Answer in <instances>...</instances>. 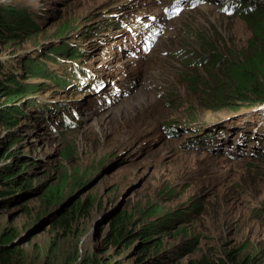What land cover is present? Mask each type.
<instances>
[{
  "label": "rangeland",
  "instance_id": "374dc122",
  "mask_svg": "<svg viewBox=\"0 0 264 264\" xmlns=\"http://www.w3.org/2000/svg\"><path fill=\"white\" fill-rule=\"evenodd\" d=\"M169 1L0 0V9L32 14L39 26L29 29L23 15L20 24L11 23V36L0 39L9 63L12 56L47 55L52 44L71 43L77 49L76 61L83 59L80 66L94 69L93 79L102 72L124 91L108 108L95 111V101L73 86L43 88L36 99L51 113L25 117L8 130L0 126V156L12 142L14 154L2 158L0 166H27L18 177L31 184L25 190L9 189L0 199V229L9 226L19 233L10 244L2 242L0 251L23 243V264H41L50 238L46 219L53 211L43 210L41 195L50 185L66 180L64 193H71L67 199L95 198L89 216L80 221L85 231L81 255L103 251L99 238L110 215L126 211L140 227L145 221H158L151 241L160 239L164 253H175L181 264L203 256L223 257L229 251L238 252L239 259L248 256L253 264H264V155H245L252 144L228 156L202 143L218 127L238 125L246 130L248 114L236 116L229 108L230 100L240 102L232 98L235 90L227 85L229 74L208 63L213 53L235 62L250 30L238 14L224 13L223 0H204L171 20L150 52L138 48L134 53L130 48L131 53H125L119 36L126 32L118 17L109 15L135 10L160 13ZM62 30L64 37L54 40ZM107 32L118 42L116 37L104 40ZM83 47L89 55L82 54ZM102 51L111 52V61L101 57ZM29 75L27 85L38 86L39 81ZM221 81L226 85L217 91ZM63 101L79 120L71 129L52 133L49 115ZM42 117L48 119L44 122ZM165 124L173 131L177 126L178 132L165 134ZM180 154L189 161L180 160ZM145 212L157 216L142 219ZM141 244L137 240L116 259L129 256Z\"/></svg>",
  "mask_w": 264,
  "mask_h": 264
},
{
  "label": "trees",
  "instance_id": "16d2710c",
  "mask_svg": "<svg viewBox=\"0 0 264 264\" xmlns=\"http://www.w3.org/2000/svg\"><path fill=\"white\" fill-rule=\"evenodd\" d=\"M240 1L243 5L241 10L243 12L240 14L241 11H239L236 15L238 14V18L246 24L251 33L246 47L239 52L240 55L238 54V60L236 59L235 62L232 59L231 61H225L221 56L213 53L208 63L211 68L225 70L229 74L227 85L235 90L232 98H234L233 100L240 99L238 103H233L230 100L229 108L231 113L249 111L252 108L264 105V0ZM22 15L24 17L23 20L29 22L27 25L29 29L33 26L39 28L37 22L22 12V10L9 9L7 7L1 8V40H8L13 33L10 28L11 23L16 21L20 24ZM7 19L11 21L7 22ZM105 29L107 30L108 28L105 27ZM63 35L64 30L59 31L54 35V40H60L64 37ZM108 36L109 34L105 37ZM54 46L55 44H52L51 49L57 48ZM212 49L214 51V48ZM75 52L73 50L67 56L76 59L78 57H76ZM3 56L4 49L0 45V126H5V130H8L25 117L35 118L38 114L47 112V110L42 111L36 99V95L45 86L43 80L54 83L57 88H64L66 84L62 85L59 83L58 78L50 77L47 74V68L44 67L39 58H32L31 56H20L18 58L16 55L12 56V61L9 63ZM201 62L203 60L195 63L199 65ZM26 74H30L29 76L33 75L39 81V85L29 87L26 83ZM225 85L226 83L221 81L217 91H221V88ZM64 109L65 106L62 107V110ZM13 122L15 124H12ZM261 130L264 131V127ZM260 139V136L255 138V140H259L263 144L264 139ZM12 146L13 142L5 145L0 160L14 155L11 153ZM255 155L261 156L262 154L258 151ZM26 167L22 166L19 169L11 164L0 166V190L7 191L4 194L0 192V199L10 193L9 189L21 187L22 190H25L31 186L22 177H18ZM66 173L64 172L65 177L67 176ZM15 178H17V181ZM64 183H66V180H60L59 183L50 185L41 195L45 202L43 210H53L51 216L46 219V221L50 220V238L45 254L41 257V264H181V259L176 258L174 256L175 253H164V245L160 239L156 241L157 243L154 240L151 241L154 233L156 234L158 221H145L140 227L139 224L133 222L135 216L128 214L126 211H117L110 215L106 223V231L99 238V244L103 251L98 249L96 254L84 252L81 255L79 245L81 237L85 233L81 222L89 216L95 204V198H86L84 201L79 198L74 200V197L67 199L71 193H64ZM155 216H157V213L145 212L142 219ZM1 232L0 245L2 242L4 245L10 244L19 236V233L12 230L9 226L3 227ZM139 239L142 244L137 250L130 253L129 256L116 259V257L120 256V252L130 251V248ZM67 242L72 243V246L67 245ZM23 247V243H14L7 248L5 247L0 251V262L2 264H23ZM105 253H108V257L100 256L102 254L105 255ZM224 255L223 257L222 255H216L211 258L203 256L184 264H253V257L244 256L242 257L243 259H239V253L236 251H229ZM35 264H38V262H35Z\"/></svg>",
  "mask_w": 264,
  "mask_h": 264
},
{
  "label": "bare ground",
  "instance_id": "6f19581e",
  "mask_svg": "<svg viewBox=\"0 0 264 264\" xmlns=\"http://www.w3.org/2000/svg\"><path fill=\"white\" fill-rule=\"evenodd\" d=\"M115 16H118L120 20H124V19L127 17V13L116 12V13H112V14L109 15V17H111V18H113V19H114ZM121 29H124V28H121ZM124 30H125V29H124ZM107 33L109 34V36H108L107 38L112 39V38L116 37L115 41L118 42V38H117L116 35L113 34V37H112V34H111V33H109V32H107ZM105 39H106V37H105ZM105 39H104V40H105ZM104 43L106 44V42H104ZM117 46H118V45H117ZM121 51H122V53H123V50H121ZM88 52H90V51L84 49V47H83V54H84V55H89ZM119 52H120V51H119ZM124 52L126 53V50H124ZM128 52H129V51H128ZM123 54H124V53H123ZM107 78H109V77H107ZM109 79H110V78H109ZM116 85H117V84H116ZM117 86H118V85H117ZM124 88H125V87H124ZM174 128L176 129V130H174V131H177V132H178V130H177V126H175ZM179 157H180V160H187V161H189V158H188V157H186V158L183 159L181 154L179 155ZM197 160H198V159H196L195 161H197Z\"/></svg>",
  "mask_w": 264,
  "mask_h": 264
},
{
  "label": "clouds",
  "instance_id": "9594fccd",
  "mask_svg": "<svg viewBox=\"0 0 264 264\" xmlns=\"http://www.w3.org/2000/svg\"><path fill=\"white\" fill-rule=\"evenodd\" d=\"M242 8H243V6H242ZM242 8H241V10H242ZM241 10H240V11H241ZM234 15H236V14H234ZM263 155H264V154H262L261 156H263ZM249 156L252 157V155H249ZM254 157H255V156H254Z\"/></svg>",
  "mask_w": 264,
  "mask_h": 264
}]
</instances>
